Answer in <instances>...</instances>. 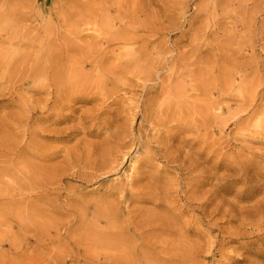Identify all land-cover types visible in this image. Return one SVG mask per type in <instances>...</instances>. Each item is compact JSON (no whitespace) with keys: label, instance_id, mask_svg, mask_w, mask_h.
Here are the masks:
<instances>
[{"label":"rangeland","instance_id":"1","mask_svg":"<svg viewBox=\"0 0 264 264\" xmlns=\"http://www.w3.org/2000/svg\"><path fill=\"white\" fill-rule=\"evenodd\" d=\"M0 168V264H264V0H0Z\"/></svg>","mask_w":264,"mask_h":264},{"label":"bare ground","instance_id":"2","mask_svg":"<svg viewBox=\"0 0 264 264\" xmlns=\"http://www.w3.org/2000/svg\"><path fill=\"white\" fill-rule=\"evenodd\" d=\"M87 9H88V8H87ZM87 9H86V10H87ZM84 10H85V9H84ZM87 11H89V9H88ZM90 12H91V10H90ZM87 13H88V12H87ZM61 14H62V13H61ZM88 14H90V13H88ZM94 15H95V14H94ZM57 16H58V15H57ZM58 17H59V16H58ZM87 20H88V19H87ZM76 29H77V28H76ZM29 30H30V29H29ZM25 31H26V30H25ZM50 31H52V30H50ZM7 33H8V32H7ZM29 33H30V32H29ZM31 34H32V33H31ZM18 35H19V34H18ZM25 35H26V34H25ZM33 35H34V34H33ZM61 35H62V34H61ZM63 35H64V34H63ZM66 35H67V34H65L64 37H66ZM9 36H10V35H9ZM7 37H8V36H7ZM10 37H11V36H10ZM67 38H68V37H67ZM75 38H76V37H75ZM75 38H74V39H75ZM130 38H131V37H130ZM9 39H10V38H9ZM24 39H25V37H24ZM60 39H61V37H60ZM63 39L65 40V38H63ZM10 40H11V39H10ZM50 40H51V39H50ZM52 40H53V39H52ZM66 40H69V39H66ZM72 40H73V39H72ZM72 40H71V41H72ZM75 40H76V39H75ZM75 40L72 41V43H71L72 45H74L73 42H74ZM96 40H97V39H96ZM69 41H70V40H69ZM140 41H141V40H140ZM9 42H10V41H9ZM9 42H8V43H9ZM129 42H130V41H129ZM63 43H64V42H63ZM11 44H12V43H11ZM75 44H76V43H75ZM91 44H92V46H93V43H91ZM91 44H90V46H91ZM31 46H32V45H31ZM31 46H30V48H28V49H32L33 47H31ZM88 46H89V45H88ZM88 46H87V47H88ZM83 47H84V46H83ZM40 48H41V47H40ZM63 48H64V47H63ZM74 48H75V47H74ZM74 48H73V49H74ZM88 48H89V47H88ZM91 48H92V47H91ZM52 49H54V48H52ZM73 49H71V50H73ZM76 49L78 50L77 46H76ZM48 50H49V49H48ZM50 50H51V49H50ZM50 50H49V51H50ZM54 50H55V49H54ZM91 50H92V49H91ZM83 51H84V49H83ZM51 52H52V51H51ZM69 52H70V51H69ZM87 52H88V51H87ZM47 53H48V52H43V51L39 52V53L37 54L36 59H35V61H36L35 63L37 64V62H41L42 60H44V59H43V58L45 57L44 54L46 55ZM63 53H65V52H63ZM83 53H84V52H83ZM21 54H22V53H21ZM48 54H49V53H48ZM55 54H57V52H56V53H52V56H51L50 58L48 57L49 60H50L51 58L54 59V60H53V62L51 61L52 63L49 64V66H47V67H49V69H50V71H51V73H52L51 77H52V81H53V83H54L56 89H57V90H61V89H64V88L61 86V83H63V86L66 85L67 87H68L69 85H72V84H73V78H72V77H73V76H72V71H73V69L67 68V69H65V70L62 72V67H63V65L60 63V64H61V66H60L61 68H60V69H59V67L56 66L57 64L55 63V60H57V59H56V56H54ZM65 54H66L65 57H67V56L69 55V53H68L67 51H66ZM70 54H71V53H70ZM91 54H92V53H91ZM24 56H25V55H24ZM46 56H47V55H46ZM48 56H49V55H48ZM58 56H59V55H58ZM31 57H32V56H31ZM31 57H30V58H31ZM18 58L20 59V56H19ZM22 58H23V56H22ZM27 58H28V56H27ZM57 58H58V57H57ZM62 58H63V56H62ZM68 58H69V57H68ZM71 58H72V57H71ZM71 58L68 59L67 64L70 63L69 65L72 66V64L75 63V62H73L74 60H72ZM74 58H75V57H74ZM10 59H11V58H10ZM15 60L17 61V59H15ZM24 60H25V63H26V59H25V57H24ZM31 60H32V58H31ZM45 60H46V59H45ZM49 60H47V61L50 62ZM63 60H64V59H63ZM9 61H10V60H9ZM16 61H15V62H16ZM19 61H20V60H19ZM21 61H22V60H21ZM57 61H58V60H57ZM64 61H66V60H64ZM64 61H63V62H64ZM45 62H46V61H45ZM60 62H61V61H60ZM76 62H77V61H76ZM13 63H14V62H13ZM18 63H20V62H18ZM25 63H24V64H25ZM41 63H42V62H41ZM43 63H44V62H43ZM65 63H66V62H65ZM27 64H28V60H27ZM27 64H26V65H27ZM44 64H45V63H44ZM76 64H77V63H75V65H76ZM80 64H81V63H80ZM20 65L22 66L23 64H20ZM26 65H25V67H26ZM38 65H39V64H38ZM42 65H43V64H42ZM46 65H47V64H46ZM2 66H3V65H2ZM9 66H10V65H9ZM13 66H14V65H13ZM15 66H16V65H15ZM18 66H19V65H18ZM21 66H20V67H21ZM23 66H24V65H23ZM27 66H28V65H27ZM31 66H35V65H30V67H31ZM71 66H70V67H71ZM7 67H8V66H7ZM25 67H24V68H25ZM36 67H37V66H36ZM44 67H45V65H43L42 68L44 69ZM74 67H75V66H74ZM26 68H27V67H26ZM31 68H33V67H31ZM28 69H29V68H28ZM33 69H34V68H33ZM60 70H61V71H60ZM30 71H31V70H30ZM35 71H37V72H35V73H38L39 70H35ZM41 71H42V70H41ZM33 72H34V71H33ZM39 72H40V71H39ZM39 74H40V73H39ZM64 75H65V76H64ZM115 76H116V75H115ZM61 81H62V82H61ZM76 82H77V81H76ZM71 83H72V84H71ZM52 85H53V84H52ZM44 86H45V85H44ZM49 86H50V84H49ZM49 86H48V87H49ZM62 91H63V90H62ZM56 92H57V91H56ZM56 92H55V93H56ZM60 92H61V91H60ZM68 92H69V91H68ZM68 92H67V93H68ZM62 93L65 94V96H66V94H67V93H64V92H62ZM67 95H69V94H67ZM62 96H63V95H62ZM72 96H73V95H72ZM72 96H71V97L66 96V97H65V100H66V101H64V100H63V101L66 103L67 100L69 101V99L72 98ZM90 96H91V95H90ZM77 97H78V96H77ZM80 97H81V96H80ZM58 98H59V97H58ZM63 98H64V96H63ZM66 98H67V99H66ZM73 98H74V97H73ZM73 98H72V99H73ZM84 98H85V97H84ZM87 98H88V97H87ZM90 98H91V97H90ZM54 99H55V98H53V100H54ZM56 100H57V99H55V101H56ZM60 100H61V96H60ZM61 101H62V100H61ZM63 101H62V102H63ZM62 102H60V103H62ZM69 102H70V101H69ZM58 103H59V102H58ZM60 103H59V104H60ZM67 103H68V102H67ZM59 104H58V105H59ZM62 104H63V103H62ZM56 105H57V104H56ZM65 105H66V104H65ZM62 106H63V105H61V108H62ZM51 107H52V105H51ZM51 107H50V108H51ZM53 107H54V106H53ZM67 107H68V106H67ZM67 107H66V108H67ZM59 108H60V107H59ZM59 108H58V109H59ZM54 109H57V108L54 107ZM58 109H57V110H58ZM48 111H49V110H48ZM50 112H51V111H50ZM48 113H49V112H48ZM53 113H54V111L52 112V114H53ZM57 113H58V111H57ZM55 114H56V112H55ZM59 114H60V113H59ZM47 115H48V114H47ZM94 115H95V114H94ZM45 116H46V115H45ZM67 116H68V115H67ZM71 116H72V115H71ZM43 117H44V116H43ZM62 117H63V116H62ZM90 117H91V116H90ZM64 118H65V117H64ZM60 119H61V118H60ZM89 119H90V118H89ZM91 119H92V118H91ZM93 119H94V118H93ZM97 119H98V118H97ZM58 120H59V119H58ZM89 129H90V128H89ZM89 129H88V130H89ZM86 131H87V130H86ZM86 131H85V132H86ZM71 133H72V132H71ZM67 134H68V133H67ZM64 136H65V135H64ZM67 136H68V135H67ZM4 145H5V144H4ZM4 145H3V146H4ZM7 147H8V146H7ZM7 147H6V148H7ZM8 148H9V147H8ZM14 148H15V147H14ZM20 148H21V147H20ZM22 148H23V147H22ZM7 150H8V149H6V151H7ZM16 150H17V149H16ZM11 151H12V150H11ZM11 151H10V152H11ZM13 152H14V151H13ZM13 152H12V153H13ZM39 153H40V152H39ZM39 153H37V154H39ZM8 154H9V152H8ZM13 154H14V153H13ZM15 154H16V153H15ZM33 154H34V153H33ZM35 154H36V153H35ZM41 154H42V153H41ZM44 154H45V153H44ZM48 155H49V154H48ZM2 156H3V155H2ZM36 156H38V155H36ZM45 156H47V155L45 154ZM6 157H7V156H6ZM2 158H3V157H2ZM44 159H45V157H44ZM22 170H23V169H22ZM4 171H6V170L0 168V174H1V172H4ZM27 171H28V170H27ZM4 174H5V173H4ZM26 174H27V173H26ZM107 219H108V218H107Z\"/></svg>","mask_w":264,"mask_h":264}]
</instances>
